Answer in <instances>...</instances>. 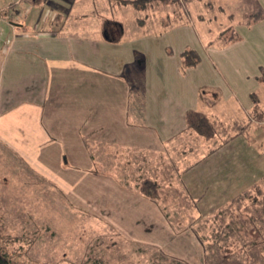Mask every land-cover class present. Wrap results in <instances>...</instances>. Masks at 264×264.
<instances>
[{
	"label": "crops",
	"instance_id": "1",
	"mask_svg": "<svg viewBox=\"0 0 264 264\" xmlns=\"http://www.w3.org/2000/svg\"><path fill=\"white\" fill-rule=\"evenodd\" d=\"M4 2L0 6L4 163L19 158L88 210L100 198L102 210L121 217L124 228L125 219L135 217L166 220L154 201L139 192L145 179L158 186H181L197 211L208 216L264 178V132L251 121L252 114L243 125L226 126L217 113L223 98L220 90L181 81V54L189 48L187 43L176 51L160 47L146 57L138 54L137 45L121 36L123 12L129 7L136 10L132 5L121 0H42L9 8L12 0ZM147 21L153 20L139 24ZM200 66L188 69V74ZM251 74L264 89L262 70ZM249 98L245 105L250 109L255 103ZM190 110L216 123L213 138L187 127ZM86 139L109 147L111 162L106 165L95 158ZM120 152L138 154L147 172L133 178L129 161L124 175L115 162ZM152 162L158 165L151 166ZM169 230L175 236L187 235L174 233L166 224L160 232L165 236ZM170 239L168 245L161 237L154 244L191 263L193 256L185 252L190 245L186 247L181 237ZM196 240L200 251L196 262L202 264L204 252ZM142 243L152 244L146 238Z\"/></svg>",
	"mask_w": 264,
	"mask_h": 264
},
{
	"label": "rangeland",
	"instance_id": "2",
	"mask_svg": "<svg viewBox=\"0 0 264 264\" xmlns=\"http://www.w3.org/2000/svg\"><path fill=\"white\" fill-rule=\"evenodd\" d=\"M4 1L0 0L1 7L7 4ZM259 2L264 9V0ZM250 9V0H177L175 5L153 7L145 12L129 7L121 19L125 29L121 36L126 39L125 42L135 43L142 57H146V53H156L160 47L176 51L185 43L189 46L185 50L198 52L201 57L198 66H201L191 74L183 68L181 81L218 88L223 98L217 113L226 126L231 124L233 128L234 123L243 125L249 122L248 115L255 108V105L250 109L245 105L250 100L249 96H257L260 108L264 105V89L255 78H251V70L255 73H261L262 70L264 74V37H261L264 36L261 33L264 20L252 26L245 25L244 14ZM175 12L182 15V22H173L167 27L173 20H165V16ZM141 17L153 21L157 19L159 23L147 21L142 26L138 22ZM229 27L235 30L240 39L224 43L219 36ZM142 57L141 61L144 60ZM253 63H259L260 66ZM140 77L144 78V73ZM141 87L144 90L142 84ZM204 91L201 90L202 95ZM257 115V119L251 121L264 132V112L260 110ZM86 141L95 158L107 161L106 165L111 162L109 147L96 146L92 140ZM135 155L130 157L120 152L119 161H115L124 175L128 172L127 163L132 161L133 178L147 172L146 167H141L142 158ZM157 165L152 162L151 166ZM141 184L138 188L142 193ZM255 185L264 186V178L247 190ZM158 187V199L151 200L160 208L166 222L163 218L135 217L125 219L128 224L124 228L121 226L124 221L121 217H110L109 212L102 210L100 198L91 202L88 208H92L88 210L72 201L60 186L36 174L19 158H11L7 163L1 158L0 223L4 227V235L11 240L8 247L12 256L20 263L197 264L200 251L195 248L196 238L201 237L209 249L202 264H216L222 257L221 247H230L234 251L249 239L246 232L250 226L241 220L245 217L244 211L253 213L256 210L253 214H260L262 209L253 205L256 203L255 194H249L245 201H236L231 207L227 204L220 209L210 210L208 216H203L181 186ZM262 203L263 200L259 202ZM163 224L169 225L174 233L187 231V235L175 236L169 230L170 234L165 237L160 232ZM121 227L125 230L121 231ZM140 230L149 231L150 235ZM160 237L166 245L170 237H181L186 247L190 245L189 250L185 251L187 256L192 255L194 259L189 263L168 254L154 244ZM145 238L151 240L152 244L142 243ZM199 243L202 245L201 241ZM232 263L264 264V255L258 252L233 253Z\"/></svg>",
	"mask_w": 264,
	"mask_h": 264
},
{
	"label": "trees",
	"instance_id": "3",
	"mask_svg": "<svg viewBox=\"0 0 264 264\" xmlns=\"http://www.w3.org/2000/svg\"><path fill=\"white\" fill-rule=\"evenodd\" d=\"M42 0H38L36 2H40ZM34 2V3H36ZM124 4L132 5L137 11L139 12H145L148 9H152L153 7H161L167 4H174L177 3V0H121ZM251 3V9L244 14V23L247 26H252L254 24H257L258 22L264 20V9L261 6V3L259 0H250ZM1 13V12H0ZM172 18V22H169L166 26H169L173 22H181L182 21V15L178 12L168 14L166 16V20H170ZM140 24H143L145 22V19L142 17L138 20ZM219 39L222 40L224 43H231L238 41L239 35L235 32V30L232 27H229L225 31H223ZM181 60H182V67L186 69L195 68L201 63V57L195 50L187 49L182 52L181 54ZM262 82H264V74L260 79ZM255 108L254 111L251 113L252 119H257L258 117V111L262 110L264 112V108H260L258 103L260 102L256 95H253ZM186 123L187 127L189 129L194 130L197 132L200 136H203L206 139L213 138L217 133V125L215 122L211 121L210 118L205 115L202 112L190 110L186 114ZM140 189L142 191V194L152 200L158 199V185L151 179H145ZM249 194H252L256 196L255 198V204L256 208L261 207V213H255L256 210H254L253 213L250 211H244V218L241 219L242 221H245V224L249 225L250 227L247 229V235L250 236L248 240L243 241L238 248H235L233 251V248H226L221 247L220 250L222 252V257L219 259V261L216 264H230L231 262V255L233 253H240L244 252H258L259 255H264V186L261 185H255L250 190L244 191L241 194H239L236 198L231 200L228 203V207H231L234 202H242L247 200V197ZM260 197L262 198L260 200ZM263 200L262 204H259L260 201ZM198 239L201 241L203 245L204 250V257L208 253L209 249L204 245V240L201 237H198ZM10 238L6 235H4V227L0 223V264H34V263H20L16 261L12 253L8 247V244H10ZM203 257V259H204ZM205 262V260H204ZM235 264V263H232Z\"/></svg>",
	"mask_w": 264,
	"mask_h": 264
},
{
	"label": "built area",
	"instance_id": "4",
	"mask_svg": "<svg viewBox=\"0 0 264 264\" xmlns=\"http://www.w3.org/2000/svg\"><path fill=\"white\" fill-rule=\"evenodd\" d=\"M36 1H38V0H12V2H11V4H10L9 8H12V7L18 6V5H20V4H22V3H25V2H30V3H32V2H36Z\"/></svg>",
	"mask_w": 264,
	"mask_h": 264
}]
</instances>
